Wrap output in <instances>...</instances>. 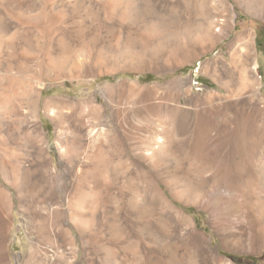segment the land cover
I'll use <instances>...</instances> for the list:
<instances>
[{
	"label": "rangeland",
	"instance_id": "1",
	"mask_svg": "<svg viewBox=\"0 0 264 264\" xmlns=\"http://www.w3.org/2000/svg\"><path fill=\"white\" fill-rule=\"evenodd\" d=\"M251 3L228 0L234 27L218 25L210 36L209 25L225 19L211 9L217 0H0V19L21 35L14 45L0 40V60L23 62V33L59 48L40 80L35 123V85L28 76L6 80L0 67L8 162L24 169L13 184L0 178V264H264L249 188L234 201L200 173L228 168L244 187L257 172L245 154L264 156V101L255 96L264 98V1ZM164 117L174 122L173 157L156 166L138 151ZM95 121L121 140L99 164L100 141L78 150L64 141ZM34 124L39 140L24 134Z\"/></svg>",
	"mask_w": 264,
	"mask_h": 264
},
{
	"label": "bare ground",
	"instance_id": "2",
	"mask_svg": "<svg viewBox=\"0 0 264 264\" xmlns=\"http://www.w3.org/2000/svg\"><path fill=\"white\" fill-rule=\"evenodd\" d=\"M217 1H218L219 5L218 6H215V4H214V6L211 5V6H213V7H211V9L213 12L219 13L218 9H219V7H221L223 12L225 13V15L223 16V17H225V19L220 20V18H219L220 16L217 17V19L215 21H213L211 25H209V29H206V33H207L206 35L214 36L215 33H214L213 28L218 27V25H220V26L226 25V26H229L231 28V27H234V24H235V21H234L235 11H234L233 6L231 4H229V5L227 4L228 0H217ZM241 1H243L246 4V8H248V9H250L253 6L251 3L253 0H251V1L250 0H241ZM17 14H19V13H17ZM3 18H5V17H3ZM4 20L6 21V19H4ZM4 20L0 19V40L2 38L7 37V39H10L11 41H13V40H15L17 35H20L19 31L14 30L12 33H9L12 30V28H10L11 26L6 25L4 23ZM220 32H221V29H220ZM197 33L201 34V33H203V30L201 28H198ZM23 34H24V37L22 36L23 39H21L22 40L21 42L24 43V46L21 45L22 53H18L19 55L22 56L21 58L23 59V62H20V60H19L20 57L15 58L13 56V58H14L13 59L11 55H6L5 59L0 60V67L3 66L6 69H8L5 72V75H7L6 80L11 81V79L13 78L12 76H17V75L20 77H23V78L25 76H28L31 84L35 85L36 88H35V92H34L33 99H32V102H33L32 118H33L34 123H35L38 120L37 105H39V100L41 98L40 97L41 96L40 90L43 89V87H44V84L40 80L42 79V77L47 75L46 74V67L51 66V64L54 61H57V59L59 57V53L55 54L54 51H59V48L58 49H57V47L55 48V43L49 44V45H46V43H45L43 46H40L35 40L34 41L29 40L28 36L30 34L28 36H27V33L26 34L23 33ZM36 34H37V32H36ZM247 43L249 44V40L247 41ZM14 44L15 43L13 41V45ZM61 45H64V44H61ZM14 50H12V48L10 49V51H14ZM38 53H39V55H37ZM11 58L13 61L11 60ZM34 59H37L38 61L34 62ZM14 69L16 70V73H13ZM48 71H49V69H48ZM10 73H11V75H10ZM29 73H31L30 76H29ZM23 78L18 77V79L16 81H14L15 82L14 84H16L19 81H22ZM25 78H27V77H25ZM255 96L261 102L264 101V98L260 94L259 90L255 91ZM94 108H95V111L97 113V116H99L98 118H100V116H103V112H104L103 108H101L99 106H95ZM46 113L49 117L55 118L57 111L55 110V108H51L50 106H46ZM98 118H96V119H98ZM157 123H158L157 129L160 130L161 133L158 135H152L151 134V139L148 141L145 148H142L138 151L139 158H142L148 162H151L153 165H156L160 161L166 160L170 156H172L173 148H174L173 147V140H172V134H173L172 131L175 128L174 122L171 120L170 117H164L163 119L157 121ZM35 125L36 124H34V127L36 128ZM152 125H154V123ZM154 126H156V125H154ZM154 126H152V127H154ZM115 130H117V129H115ZM115 130H113L109 126H104V127L97 126L96 121H95V124L89 123V124H86L85 126L80 125L75 130L76 134L73 135L70 139L64 140V141H66V144L70 143L71 147L75 150L82 149V148L85 149V147L88 146V144H91L94 147H97L96 144H97V142L100 141L101 145H100V147L99 146L97 147V152L96 153L94 152V157H93L94 161L97 164H99L100 162L105 161V154L111 148L110 146H113L115 149H119L121 146L120 145L121 140H120V136L118 134L119 130L118 131H115ZM24 134H26L25 137H27L28 139L33 138V140H39L42 136V133L37 128L34 130V132H32V131L28 132L27 131ZM0 135H1L0 137H2L1 145H0V150H1L0 151V178L8 184H11V182L13 184V182L16 180L15 178L17 177L14 174V172L17 171L16 173L18 175H20L21 171H23L24 169L20 168L21 167L20 166L18 170L16 169V171H14V169L11 168L10 163L8 162V157H9L8 152L10 149V142H11L10 141V139H11L10 138V126L8 124H3L2 127H0ZM245 155H246L245 160H250V161L256 162V171H257L255 178L252 181H249L247 183V186L243 187L237 181L232 180L230 177V171L228 170V168H223V169H218V170H211V169L209 170L208 168L205 167V168L201 169L200 173L202 174V173L209 172L210 175L206 179L205 183L208 184L210 189L216 193L223 194V192H224V194L226 193V196H228L231 200H234V201H236V200L240 199L242 196H244L243 192H245V190L247 188H249V193L251 195V199L254 200V202H253L254 209L251 210V213H260V215L255 219V222H254V225L257 227V232L259 233V236L258 237L256 236L257 237L256 239L264 244V226H263V224H264L263 223L264 207L258 202V201H260V198L261 199L263 198V200H264V178H262V176H264V160H263L264 156L262 155L259 158L258 157L256 158V157L249 155L248 153H246ZM78 171L81 172V169H78ZM241 172H243V171H241ZM248 173H249V171H247V169H246V171L244 172V175H247V177H248ZM20 185L21 186L18 189V192L20 193V195L22 196L23 192L26 193L25 195H28L26 181L21 180ZM41 188H43V187H41ZM80 188H81V186H80ZM156 191H157V195L159 197L163 198V192L160 189H158ZM179 193L181 194V192H179ZM181 195H186V194L182 193ZM181 195H180V197H181ZM197 195H199V194H197ZM24 196H22V197H24ZM178 196H179V194H178ZM6 199L7 198H6L5 192L0 188V213H3L6 209V205H7ZM230 202H232V201H230ZM243 203L239 204L240 205L239 207L241 210H244L243 209L244 208ZM74 205H76V204H74ZM78 206L79 205H77L75 207L77 208ZM68 249H70V248H68ZM73 259H75V257L71 256L69 263L71 261H73ZM53 260L54 259H51V261H53Z\"/></svg>",
	"mask_w": 264,
	"mask_h": 264
},
{
	"label": "trees",
	"instance_id": "3",
	"mask_svg": "<svg viewBox=\"0 0 264 264\" xmlns=\"http://www.w3.org/2000/svg\"><path fill=\"white\" fill-rule=\"evenodd\" d=\"M146 78H148V79H149V78H151V77L147 76Z\"/></svg>",
	"mask_w": 264,
	"mask_h": 264
}]
</instances>
